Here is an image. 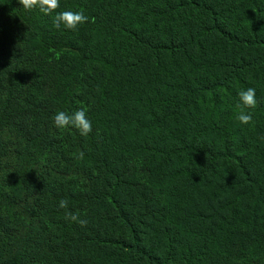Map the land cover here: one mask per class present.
I'll use <instances>...</instances> for the list:
<instances>
[{"label": "trees", "instance_id": "1", "mask_svg": "<svg viewBox=\"0 0 264 264\" xmlns=\"http://www.w3.org/2000/svg\"><path fill=\"white\" fill-rule=\"evenodd\" d=\"M60 5L0 0V264H264V0Z\"/></svg>", "mask_w": 264, "mask_h": 264}, {"label": "clouds", "instance_id": "2", "mask_svg": "<svg viewBox=\"0 0 264 264\" xmlns=\"http://www.w3.org/2000/svg\"><path fill=\"white\" fill-rule=\"evenodd\" d=\"M19 4L26 11L38 9L40 13L52 18L53 27L57 30L61 28L70 31H76L80 25L89 22V17L85 15L84 10H63L58 11L61 7L60 0H18ZM91 22H95L91 18ZM58 58V56H57ZM257 107L256 89L248 87L241 89L238 92V101L234 105L236 113V120L241 125L253 124V112L251 110ZM54 125L58 129H67L69 127L75 128L82 136H88L92 131V121L88 118V108L80 107L71 113L66 111H58L54 117ZM84 153H79V158H83ZM60 209L65 210L64 219L77 222L80 226H86L87 220L80 219L78 213L69 210V201L67 199H60L58 203Z\"/></svg>", "mask_w": 264, "mask_h": 264}]
</instances>
